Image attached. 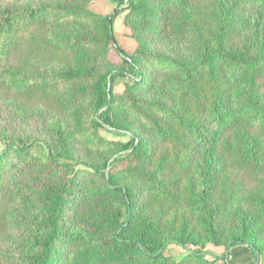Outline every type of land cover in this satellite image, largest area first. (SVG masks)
Returning a JSON list of instances; mask_svg holds the SVG:
<instances>
[{
    "label": "trees",
    "instance_id": "16d2710c",
    "mask_svg": "<svg viewBox=\"0 0 264 264\" xmlns=\"http://www.w3.org/2000/svg\"><path fill=\"white\" fill-rule=\"evenodd\" d=\"M114 1L119 7L124 0ZM161 1L181 5L185 0ZM127 2L132 20L163 16L147 0ZM118 7L101 15L63 3L0 0V90L49 105L72 121L88 145L115 148L132 161L113 171L107 160L99 165L79 160L75 135L54 119L45 137L17 138L2 131L0 264H261L254 239L264 235V159L258 140L264 134L259 81L264 47L249 56L233 38L244 7L264 13V0H213L194 26L201 50L194 63L148 48L141 39L137 50L125 51L113 31ZM111 49L123 66L98 75L96 67ZM44 54L55 58L43 71L13 65L16 56ZM139 62L165 81L153 97L139 95L151 82ZM129 74L134 78L116 94L115 80ZM87 96L89 111L81 115L75 104ZM123 109L152 137L102 138L98 127L125 129L117 118ZM153 140L167 147L156 158ZM215 162L243 173L250 190L244 181L222 197L213 196ZM241 205L249 218H240L231 230L227 223ZM189 243L200 248L190 249ZM206 243L224 250L210 252ZM170 244L188 250L178 259L162 254Z\"/></svg>",
    "mask_w": 264,
    "mask_h": 264
},
{
    "label": "rangeland",
    "instance_id": "374dc122",
    "mask_svg": "<svg viewBox=\"0 0 264 264\" xmlns=\"http://www.w3.org/2000/svg\"><path fill=\"white\" fill-rule=\"evenodd\" d=\"M2 1L7 3L10 0ZM212 1L185 0L183 4L179 5L172 2H162L161 0H147V6L154 10L162 9L163 16L158 19L132 20L128 11L127 0H124L119 7L114 0H14L18 4H34L39 2L63 3L71 9L83 8L88 12L101 15L108 14L118 7L120 12L113 22V31L117 43L125 51L137 50L140 47L141 39L146 42L148 48L175 55L185 63H194L201 56L200 45L195 44L194 26L199 18L210 11ZM239 20L237 34L234 36L233 42L237 44L239 49H245L246 55L254 56L260 54L261 48L264 47V13L253 7H244ZM83 26L96 33L97 29L95 30V27L87 24ZM20 57V60L18 56H16V59L14 58L13 65L23 66L36 71H43L44 67L55 58L49 57L46 54L42 57ZM139 64L143 68L145 77L151 80L150 84L139 92V95L144 98L153 97L158 87H164L165 81L154 71L151 65L140 62ZM118 66H123V64L120 63V58L116 52L111 49L107 58L97 65L95 73L97 72L98 75H102L111 68ZM132 78H134V74L119 76L113 84V91L116 94L121 93L125 88V84L129 83ZM259 81L262 90H264V74H262ZM90 103L89 96H87L86 98L78 99L75 106L80 110L81 115H84L89 111ZM47 106L49 107V105ZM47 106L42 103H27L14 92L0 90V136L3 131L5 134L13 135L17 138L41 135L45 137L50 132V121L54 119L58 121V125L65 130V133L75 135L74 153L79 156V160L96 165L107 160L109 169L113 171L132 164L126 152H118L112 147H98L96 149L88 145V139L77 137L80 131L79 129H75L69 118L58 117V114ZM126 111V109L121 110L117 117L119 122H123L126 125L123 131L111 130L105 126L98 127L96 129L97 133L105 140L120 142H125L129 139L127 134L140 135V138H151L152 134L149 129ZM258 140L264 159V134H258ZM152 144L156 146L153 158H156L160 151L167 148L155 140L152 141ZM1 148L0 142V150ZM222 164L223 162H215V165L218 166L212 182V194L216 197H222L227 191L242 185L245 181L243 173L223 168ZM149 167L147 166L145 169L147 170ZM77 168L85 167L78 165ZM245 183L247 189L250 190V184L246 181ZM248 212L247 208L241 205L239 211L229 219L227 228L235 230L240 218H249ZM180 213L181 210L175 212V216H178ZM169 214H174V211L171 210ZM169 214L166 219L171 218ZM254 240L260 248V262L264 264V235L256 237ZM197 247L199 246L188 244V248L190 249ZM204 248L214 253H221L224 250L222 245H214L212 243H206ZM187 250L186 247L170 244L162 249V254L178 259ZM205 255L210 260L213 257L210 253H205ZM211 264H219V262L215 261Z\"/></svg>",
    "mask_w": 264,
    "mask_h": 264
}]
</instances>
